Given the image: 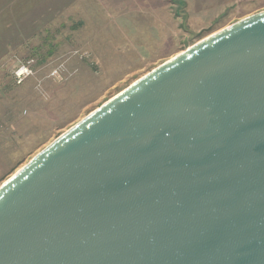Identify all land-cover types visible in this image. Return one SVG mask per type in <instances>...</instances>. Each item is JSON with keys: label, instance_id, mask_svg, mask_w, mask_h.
I'll use <instances>...</instances> for the list:
<instances>
[{"label": "water", "instance_id": "water-1", "mask_svg": "<svg viewBox=\"0 0 264 264\" xmlns=\"http://www.w3.org/2000/svg\"><path fill=\"white\" fill-rule=\"evenodd\" d=\"M0 264H264V10L156 66L2 182Z\"/></svg>", "mask_w": 264, "mask_h": 264}, {"label": "rangeland", "instance_id": "rangeland-1", "mask_svg": "<svg viewBox=\"0 0 264 264\" xmlns=\"http://www.w3.org/2000/svg\"><path fill=\"white\" fill-rule=\"evenodd\" d=\"M2 3L0 184L89 112L196 43L197 35L203 39L264 10V0ZM29 60L32 75L17 85L14 72Z\"/></svg>", "mask_w": 264, "mask_h": 264}, {"label": "built area", "instance_id": "built-area-1", "mask_svg": "<svg viewBox=\"0 0 264 264\" xmlns=\"http://www.w3.org/2000/svg\"><path fill=\"white\" fill-rule=\"evenodd\" d=\"M33 61L29 60L25 64L20 65L14 72V81L16 84H20L23 80L32 75Z\"/></svg>", "mask_w": 264, "mask_h": 264}, {"label": "crops", "instance_id": "crops-1", "mask_svg": "<svg viewBox=\"0 0 264 264\" xmlns=\"http://www.w3.org/2000/svg\"><path fill=\"white\" fill-rule=\"evenodd\" d=\"M145 4H146V6H147V4H148V2L147 1H145ZM148 7V6H147ZM8 8L10 9L11 7L10 6H8ZM3 3H2V0H0V13H2L3 12ZM8 10V9H7ZM9 11V10H8ZM7 11L5 10V13H6ZM20 13V12H19ZM4 34V33H3ZM11 35H13V37L15 38V39H18V36H19V28L17 29V30H14V31H12V34ZM2 38V40L3 39H5V38H3V37H1ZM3 44L4 43H1L0 44V47H3ZM7 44V43H6Z\"/></svg>", "mask_w": 264, "mask_h": 264}, {"label": "trees", "instance_id": "trees-1", "mask_svg": "<svg viewBox=\"0 0 264 264\" xmlns=\"http://www.w3.org/2000/svg\"><path fill=\"white\" fill-rule=\"evenodd\" d=\"M205 32H206V31H205ZM207 32H209V31H207ZM200 36H201V35H197L198 41L202 39Z\"/></svg>", "mask_w": 264, "mask_h": 264}]
</instances>
